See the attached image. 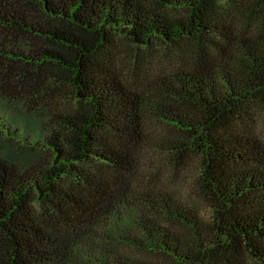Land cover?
<instances>
[{
  "label": "trees",
  "instance_id": "1",
  "mask_svg": "<svg viewBox=\"0 0 264 264\" xmlns=\"http://www.w3.org/2000/svg\"><path fill=\"white\" fill-rule=\"evenodd\" d=\"M0 264H264V0H0Z\"/></svg>",
  "mask_w": 264,
  "mask_h": 264
}]
</instances>
